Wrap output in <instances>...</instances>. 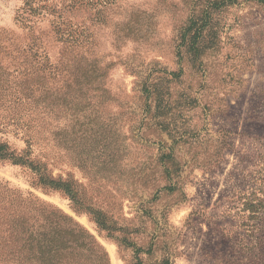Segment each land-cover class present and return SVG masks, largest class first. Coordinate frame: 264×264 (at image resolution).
I'll return each instance as SVG.
<instances>
[{
	"label": "rangeland",
	"instance_id": "rangeland-1",
	"mask_svg": "<svg viewBox=\"0 0 264 264\" xmlns=\"http://www.w3.org/2000/svg\"><path fill=\"white\" fill-rule=\"evenodd\" d=\"M0 144V264H264V0H0Z\"/></svg>",
	"mask_w": 264,
	"mask_h": 264
},
{
	"label": "trees",
	"instance_id": "trees-1",
	"mask_svg": "<svg viewBox=\"0 0 264 264\" xmlns=\"http://www.w3.org/2000/svg\"><path fill=\"white\" fill-rule=\"evenodd\" d=\"M2 159H10L12 162H21V163H24L27 161V160H23L22 157L15 156L14 152L9 151L7 145H5V144H0V160H2ZM27 164L30 165V163H28V162H27ZM40 179L43 182L45 181V176L43 175V172H41ZM49 183H52V182H49ZM65 189L69 193H71L67 187Z\"/></svg>",
	"mask_w": 264,
	"mask_h": 264
}]
</instances>
